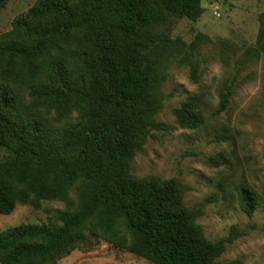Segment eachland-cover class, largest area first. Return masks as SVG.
I'll use <instances>...</instances> for the list:
<instances>
[{"label": "trees", "instance_id": "obj_1", "mask_svg": "<svg viewBox=\"0 0 264 264\" xmlns=\"http://www.w3.org/2000/svg\"><path fill=\"white\" fill-rule=\"evenodd\" d=\"M203 13L202 0H37L0 35V147L9 153L0 215L66 203L55 221L0 234V264H57L89 237L152 264H220L228 240L206 237L179 182L132 172L152 132L166 128L156 118L161 65L184 46L161 26ZM224 89L217 114L230 104L232 86ZM174 113L181 128L203 125L197 100ZM237 192L253 216L258 194L245 184Z\"/></svg>", "mask_w": 264, "mask_h": 264}, {"label": "rangeland", "instance_id": "obj_2", "mask_svg": "<svg viewBox=\"0 0 264 264\" xmlns=\"http://www.w3.org/2000/svg\"><path fill=\"white\" fill-rule=\"evenodd\" d=\"M36 1L9 0L0 8V35ZM202 6L197 21L172 18L161 26L184 46L161 65L166 98L156 118L166 128L152 132L137 152L132 172L179 182L184 203L198 212L197 223L206 237L228 240L220 264H264V0H202ZM258 40L263 49L255 53L250 49H258ZM225 85L232 86L230 104L217 114ZM192 99L200 103L203 125L184 129L174 110ZM8 155L0 147V159ZM241 184L259 196L253 216L240 207ZM76 191L71 192L74 202ZM65 208L62 201H45L40 209L17 205L12 214L0 215V234L55 221V211ZM57 264L152 263L101 237H89Z\"/></svg>", "mask_w": 264, "mask_h": 264}]
</instances>
